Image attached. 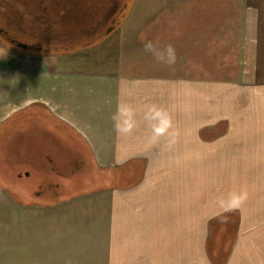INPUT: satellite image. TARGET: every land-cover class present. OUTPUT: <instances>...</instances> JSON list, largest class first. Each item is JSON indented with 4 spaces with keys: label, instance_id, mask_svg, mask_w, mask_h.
Masks as SVG:
<instances>
[{
    "label": "crops",
    "instance_id": "obj_1",
    "mask_svg": "<svg viewBox=\"0 0 264 264\" xmlns=\"http://www.w3.org/2000/svg\"><path fill=\"white\" fill-rule=\"evenodd\" d=\"M252 8L250 95H242L250 108L240 103L237 84H208L199 65L192 77L184 60L168 66L155 56L128 59L122 45H108L95 58L89 52L100 43L48 54L0 43V126L11 127L0 139H24L20 177L29 190L36 187L42 195L40 190L51 189L55 195L64 187L57 176L60 159L65 158L64 171L74 174L73 167L85 162L80 150H88L102 172L117 169L121 180L126 172L133 177L128 184L77 194V202L30 205L38 214L22 243L32 259L215 264L208 244L231 219L222 221L220 233L214 222L233 214L235 235L221 264H264V5ZM160 55L167 59L164 50ZM176 67L187 70L176 74ZM119 105L134 110L136 127L129 135L116 131ZM152 107L171 117L169 134L153 138L154 121L146 118ZM221 131L223 137L210 141ZM29 138L40 149L36 157L54 173L31 175ZM233 193H246V206L226 211Z\"/></svg>",
    "mask_w": 264,
    "mask_h": 264
},
{
    "label": "rangeland",
    "instance_id": "obj_2",
    "mask_svg": "<svg viewBox=\"0 0 264 264\" xmlns=\"http://www.w3.org/2000/svg\"><path fill=\"white\" fill-rule=\"evenodd\" d=\"M43 1H53L52 4H54V0ZM59 1L61 3L66 0ZM75 1L81 5V3L88 0ZM107 1L109 3L106 5L108 8H106L112 10V16L115 9L111 8V0ZM126 1L125 5V2H121V5H118V8L116 7L117 11L113 15V19L116 20L119 17L120 19L118 22L112 23V29H107V33L104 35H101L103 32L99 34L97 32L88 36V39H84V37L80 36L79 31L71 30L68 27L63 29L64 23L62 22L65 20V15L59 14L56 17L57 10H54V8L53 10L47 9L48 16L45 18L46 21L43 20V23L50 20L52 24L59 26L60 30L55 28L44 30L42 18L37 14L40 1L16 0L15 8L16 5L21 3L24 4V10L32 7L34 11L30 9V12H36L35 17L29 16L30 24H28L31 27L27 34L30 32L32 34L30 35L32 36L31 39H34L37 43L30 40V37H25L23 32L17 35V38L24 40L21 42L24 43L25 48L39 49L45 52L68 46L80 47L79 45L86 42V40L91 41L99 37L90 45L100 43L99 48L96 46L92 48L94 51L91 49L89 52L95 58H102V54H105L109 49L108 45L113 47L122 45L125 58L152 59L154 55L144 50L145 43L153 42L157 46L159 53L168 44H171L176 50V65L177 62L184 63L183 60L187 62L189 64H187L189 66L188 72L192 74V77L194 76V70L198 69L199 65L201 71H204V69L206 71L208 84L212 81H222L224 84H233V86L237 84L239 86V95H241L240 103L244 107L250 108V100L246 102L242 96L250 95V60H247V50L248 48L250 49V31H247V29L250 27V8L264 5V0ZM252 9L255 10L256 8ZM20 12L22 11L20 10ZM74 17L78 18L76 15ZM91 17L89 15L88 19ZM88 19L79 27L89 29V27L94 25L92 24L93 20ZM120 23H122L121 26ZM69 26L71 28L75 27L74 25ZM64 30L76 34L78 42L70 45L52 44L56 39L51 33L64 32ZM110 33L111 35L106 39ZM56 41L58 42V40ZM51 44L52 46L50 47L49 45ZM17 48H14V50L20 51ZM136 48H138V51H135ZM43 52L41 53L46 54ZM111 58L118 59L117 56ZM179 70L184 71L187 69L176 67V74H178ZM10 128L7 126V122L1 125L0 136L7 133ZM216 135L210 141L220 139L225 133L221 131L217 132ZM10 139L8 134L0 139V264H49V261L32 259V256L26 252L22 243L24 229H26L28 234L32 217L38 214V210H32L29 206L57 202L71 203L74 199L77 202V194L94 193V191L109 188L110 186L128 184L133 177L129 172H126L127 176L121 180L119 174L115 172L117 169L112 170V172L109 169H104V172H102L93 162L88 150L87 154L86 151L80 150L85 162L73 167L74 174L64 171L66 167L64 157L60 159V164L57 165V169L62 172L57 175L61 180L59 183L62 184L64 181V187L60 186L61 189L53 196L51 194L54 193L51 192H55V190L51 189L40 190L42 195H39L35 192L37 191L36 187L30 191L29 182L23 176L22 178L20 177L22 173V161L20 159L24 156H21L19 152L24 148V139L13 142ZM25 141L27 142L25 146H30V148H26L27 154L25 156L29 163L35 167V172L31 173V175L36 174L39 177H47L49 173H54L50 172L49 167L42 163L40 158L36 157V151L40 149L35 147V139L29 138ZM16 157H18L19 161ZM243 173L247 174L246 172ZM70 174H73L71 175L72 179L69 178ZM42 182L43 180L39 179L38 183ZM234 189L236 188L234 187ZM32 191L33 195L31 194ZM54 198H59L60 200L51 201ZM248 198H250V195ZM244 206L246 205L244 204ZM247 214L250 218V211ZM227 219L231 220L224 225L223 233L219 234V236L217 235L208 244V249L215 264H221L225 259L235 235L234 229H232L235 221L233 214L218 217L214 222L217 225L216 230L220 233L219 225Z\"/></svg>",
    "mask_w": 264,
    "mask_h": 264
},
{
    "label": "flooded vegetation",
    "instance_id": "obj_3",
    "mask_svg": "<svg viewBox=\"0 0 264 264\" xmlns=\"http://www.w3.org/2000/svg\"><path fill=\"white\" fill-rule=\"evenodd\" d=\"M15 1L16 0H0V43H2L4 46L12 47H21L23 49H27L24 46V43L21 41H24L23 39L17 38V35L21 34V32L24 33L25 37H30V40H33L34 43H37L34 39H31L32 35L28 31L31 27L30 24V9L24 10V4L19 3L16 5L15 8ZM53 1H43L40 0L39 9H40V17L45 20L47 15V9L48 10H57V14H55L56 17L59 16V14L65 15V20L62 22L64 23V28L66 27L70 28L71 30H76L80 32V36L84 37V39H88V36L92 34H96L98 32H106L107 29L113 28L112 23L113 21V15L108 14L107 12L110 11V8L106 6L109 2L107 0H88L87 2L78 3L75 0H66L62 1L60 3L59 0H54V4H52ZM107 7V8H106ZM117 7L116 4L111 3V8L115 9ZM22 12H20V10ZM27 9V8H26ZM107 10V11H106ZM81 12V13H79ZM54 13H56L54 11ZM79 13V14H78ZM99 20L96 26V22H94V25L89 27V29L86 28H80L79 26L82 23H85V21L88 19L89 15L93 16L95 15ZM76 15L78 18H73V16ZM85 15V16H84ZM73 18V19H72ZM93 17L89 18L91 20H94ZM41 19V20H42ZM88 19V20H89ZM46 21V20H45ZM75 21L74 23H71ZM29 23V24H28ZM68 25V26H67ZM69 25H74V28H71ZM42 27L43 29L48 28H55L59 29V26H56V24H52V22L47 21L43 23L42 20ZM60 30V29H59ZM74 32V31H73ZM56 40H61L64 45H70L73 43L78 42L76 40L77 36L76 34H73L72 32H68L67 30L64 32H55L51 33ZM23 38V37H22ZM20 40V41H19ZM57 42V43H58ZM30 43V42H29ZM32 44V43H30ZM50 47L52 46L49 45ZM54 46V45H53Z\"/></svg>",
    "mask_w": 264,
    "mask_h": 264
},
{
    "label": "clouds",
    "instance_id": "obj_4",
    "mask_svg": "<svg viewBox=\"0 0 264 264\" xmlns=\"http://www.w3.org/2000/svg\"><path fill=\"white\" fill-rule=\"evenodd\" d=\"M144 50L146 52H151L156 57L158 62H164L168 66L175 64L177 59L176 50L171 44H168L164 49V52L167 55L166 60L163 59V57L157 51V46L151 41L144 44ZM134 117L135 113L131 106L119 105L117 108L116 116L113 117V119L116 121V131L124 135L131 134L136 127V121ZM146 118L151 121H154V123L151 124L153 138H159L165 136L166 134H169V130L172 128V120L166 111H164L163 109L152 107L149 109ZM245 199L246 193L231 194L228 200V207L225 210L229 211L233 208L239 207Z\"/></svg>",
    "mask_w": 264,
    "mask_h": 264
},
{
    "label": "trees",
    "instance_id": "obj_5",
    "mask_svg": "<svg viewBox=\"0 0 264 264\" xmlns=\"http://www.w3.org/2000/svg\"><path fill=\"white\" fill-rule=\"evenodd\" d=\"M38 1H40V0H38ZM111 2L114 3V4H116V5L118 6V5H121V2H122V3L125 2V3H124V5H125L127 1H126V0H117V1H116V0H111ZM30 9L32 10L33 8L30 7ZM32 11H34V10H32ZM106 11H107V10H106ZM111 12H112V10L108 11L107 13H108V14H111ZM31 13H32V15H30V16L35 17V13H36V12H31ZM115 13H116V12H114V10H113L112 15H114ZM37 14H38V15L41 14V13H40V9L37 10ZM92 17H93V18L95 17L94 20H93V23H92V24H94V22H95V21L97 22V20H98L97 17H96V13H95V15L93 14ZM93 18H92V19H93ZM119 19H120V17H119L118 19H116V20H115V19H113V20H115V22H118ZM42 20H44V19H42ZM98 38H99V37H98ZM98 38L93 39V40H91V41L86 40V42H83V43H82L81 45H79V46H80V47H88V46H90V45L92 44L93 41H96ZM93 43H94V42H93ZM14 48H16V46H14ZM17 49H19V50L22 51V52H28V50H29V49H23V48H21V47H18ZM41 52H43V51H41ZM41 52H40V53H41ZM35 53H36V52H35ZM43 53H46V54H47V52H43Z\"/></svg>",
    "mask_w": 264,
    "mask_h": 264
}]
</instances>
